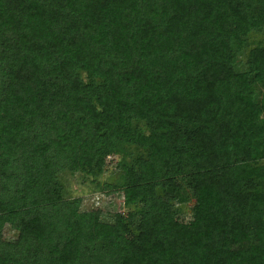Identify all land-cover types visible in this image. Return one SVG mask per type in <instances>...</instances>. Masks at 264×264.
I'll use <instances>...</instances> for the list:
<instances>
[{
    "label": "trees",
    "instance_id": "obj_1",
    "mask_svg": "<svg viewBox=\"0 0 264 264\" xmlns=\"http://www.w3.org/2000/svg\"><path fill=\"white\" fill-rule=\"evenodd\" d=\"M0 264H264V0H0Z\"/></svg>",
    "mask_w": 264,
    "mask_h": 264
},
{
    "label": "rangeland",
    "instance_id": "obj_2",
    "mask_svg": "<svg viewBox=\"0 0 264 264\" xmlns=\"http://www.w3.org/2000/svg\"><path fill=\"white\" fill-rule=\"evenodd\" d=\"M240 57L237 61H241ZM136 149L134 148V150ZM131 153V152H130ZM118 156L127 157L129 155V151L122 150ZM116 156V155H115ZM118 156L110 157L106 159L104 172L102 176H100L97 180V183L91 181L89 177H82L80 174H63L61 178V182L64 187L65 196L71 199L80 198L82 200L81 208L93 209L100 212V219L102 222L110 223L113 221V216L116 213L122 212V195L113 193L106 194L105 192L98 191L97 186H101L105 182H109L111 180V174L109 173V169H113V165H117ZM111 162V165L108 163ZM191 202H187L186 204L179 207V218L185 220L189 216V206ZM3 239L4 240H14L16 231L11 228L9 225L3 227Z\"/></svg>",
    "mask_w": 264,
    "mask_h": 264
}]
</instances>
